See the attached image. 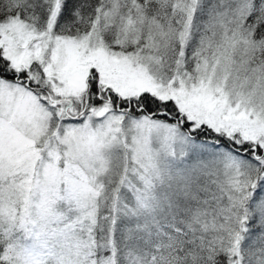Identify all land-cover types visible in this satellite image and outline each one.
<instances>
[{"label":"snow or ice","instance_id":"snow-or-ice-1","mask_svg":"<svg viewBox=\"0 0 264 264\" xmlns=\"http://www.w3.org/2000/svg\"><path fill=\"white\" fill-rule=\"evenodd\" d=\"M0 264H264V0H0Z\"/></svg>","mask_w":264,"mask_h":264}]
</instances>
